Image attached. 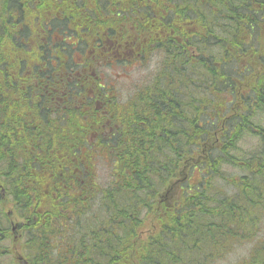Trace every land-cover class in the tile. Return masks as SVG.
<instances>
[{
	"label": "trees",
	"instance_id": "trees-1",
	"mask_svg": "<svg viewBox=\"0 0 264 264\" xmlns=\"http://www.w3.org/2000/svg\"><path fill=\"white\" fill-rule=\"evenodd\" d=\"M261 111L264 0H0V264H264Z\"/></svg>",
	"mask_w": 264,
	"mask_h": 264
},
{
	"label": "rangeland",
	"instance_id": "rangeland-1",
	"mask_svg": "<svg viewBox=\"0 0 264 264\" xmlns=\"http://www.w3.org/2000/svg\"><path fill=\"white\" fill-rule=\"evenodd\" d=\"M157 65V55H152L148 60H145L142 63H136L129 66L126 65H112V66H103L100 69L101 74L107 77H114L115 82L117 83L118 90L123 98L129 95L138 85L145 82L155 70ZM255 121L258 125L264 127V111H261L256 114ZM239 146L241 151H239L238 156H244L246 153L252 151L251 144L241 137L238 139ZM244 154V155H243ZM97 172L99 176V181L101 183H105L110 177V170L108 165L102 160L98 158L97 160ZM259 233L256 235L258 238H264V219L260 224ZM250 244H243L234 246L231 253L228 255V260L232 262L236 257L241 256V254H245L250 247ZM21 248H18V253L22 254ZM4 264H10L9 262H13L17 259V257L13 255L5 256ZM20 257H24V255H20ZM23 261V260H22ZM225 262V261H224ZM16 263V262H15ZM222 264V263H221Z\"/></svg>",
	"mask_w": 264,
	"mask_h": 264
},
{
	"label": "flooded vegetation",
	"instance_id": "flooded-vegetation-1",
	"mask_svg": "<svg viewBox=\"0 0 264 264\" xmlns=\"http://www.w3.org/2000/svg\"><path fill=\"white\" fill-rule=\"evenodd\" d=\"M51 49H53V48H51ZM12 89H10L9 91H11ZM54 91H55V89H52V88H50V91H49V93H46V95H48L49 97H50V99H53V97H52V95L54 96V100H55V95H54ZM116 92H117V90H116ZM117 95H118V92H117ZM120 95H118V97H119ZM11 97H13L12 95H11ZM49 97H44V99H43V101L44 102H46V101H49ZM127 97L128 96H126L125 97V100L127 99ZM19 98V97H18ZM8 99H9V97H8ZM120 99V98H119ZM54 100H52V102H54ZM120 100H122V101H124L123 99H120ZM37 102H39V100H37ZM102 106H103V104L100 106L101 108H102ZM102 116H103V119H105V115H106V113L105 112H102V114H101ZM109 122H104V124L103 125H101V128L105 131V130H108V132H110L111 131V129H110V127H109V124H108ZM108 128V129H107Z\"/></svg>",
	"mask_w": 264,
	"mask_h": 264
},
{
	"label": "bare ground",
	"instance_id": "bare-ground-1",
	"mask_svg": "<svg viewBox=\"0 0 264 264\" xmlns=\"http://www.w3.org/2000/svg\"><path fill=\"white\" fill-rule=\"evenodd\" d=\"M251 195V194H250Z\"/></svg>",
	"mask_w": 264,
	"mask_h": 264
}]
</instances>
